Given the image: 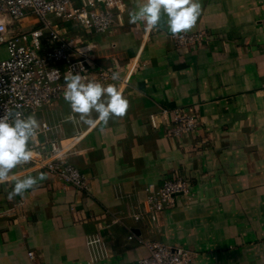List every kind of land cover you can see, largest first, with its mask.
<instances>
[{
  "label": "crops",
  "instance_id": "obj_1",
  "mask_svg": "<svg viewBox=\"0 0 264 264\" xmlns=\"http://www.w3.org/2000/svg\"><path fill=\"white\" fill-rule=\"evenodd\" d=\"M200 2L201 15L186 33L206 31L210 40L201 46L176 48L166 16L141 41L123 24L105 34L98 63L136 61L122 91L129 100L123 117L90 127L58 101L37 119L56 125L51 136L58 140L82 133L67 161L89 175V187L77 190L39 170L18 176L47 178L23 197H1L0 264H30L29 250L41 264H132L148 251L131 234L182 246L193 264H264V127L258 124L264 117V0ZM181 106L199 116L193 136L209 147L201 152L224 161L221 183H213V172L203 173L200 156L195 167L185 140L163 134L169 116L161 108ZM180 168L192 174V182L186 179L191 197L178 198L151 221L143 210L145 188ZM138 212L143 217L135 220ZM87 236L101 241L90 247Z\"/></svg>",
  "mask_w": 264,
  "mask_h": 264
},
{
  "label": "built area",
  "instance_id": "obj_2",
  "mask_svg": "<svg viewBox=\"0 0 264 264\" xmlns=\"http://www.w3.org/2000/svg\"><path fill=\"white\" fill-rule=\"evenodd\" d=\"M125 8L123 0H0V116L7 112L13 116L19 112L22 118L35 115L43 106L63 100L66 75L81 74L86 82L112 84L123 91L136 61L133 66L132 60L121 65V69L114 57L108 64L98 63L91 37L112 32L117 25H122ZM48 15L59 21L53 22ZM27 22L29 26L25 27L23 23ZM69 28L80 33L69 34ZM170 37L179 49L201 46L210 40L204 30ZM117 71L120 79L113 81L112 74ZM161 112L169 116L163 132L167 137L179 138L200 126L199 116L192 107L161 108ZM39 124L29 143L32 160L17 165L25 166L11 172L8 180L39 170L77 190H87L89 175L67 161L82 133L58 140L51 136L56 125L45 120ZM38 135L44 137L42 142L37 140ZM145 190L144 214L156 222L160 213L177 205L178 198L188 196L189 183L182 176L172 174L161 185L149 184ZM132 216L140 220L143 213ZM128 238H135L148 251L132 264H193L191 252L182 246L134 234ZM85 240L91 247L101 238L87 236ZM27 257L30 264H41L33 251H27Z\"/></svg>",
  "mask_w": 264,
  "mask_h": 264
},
{
  "label": "clouds",
  "instance_id": "obj_3",
  "mask_svg": "<svg viewBox=\"0 0 264 264\" xmlns=\"http://www.w3.org/2000/svg\"><path fill=\"white\" fill-rule=\"evenodd\" d=\"M200 0H143L129 13V23L144 22L146 31L158 30L162 17L166 16V25L172 35L191 30L201 15ZM90 47V46H89ZM112 80L120 79L119 72H113ZM66 90L64 99L71 106L72 112L79 114L80 120L92 127L102 122L107 124L112 117H123L129 108V100L118 86L103 85L97 81H85L81 74L64 77ZM98 114L97 119L91 114ZM40 124L35 115L21 117L19 112H7L0 116V183L8 180L17 165L32 160L31 139L36 135ZM47 175L27 176L17 179L8 199L23 197L28 189L45 180Z\"/></svg>",
  "mask_w": 264,
  "mask_h": 264
},
{
  "label": "rangeland",
  "instance_id": "obj_4",
  "mask_svg": "<svg viewBox=\"0 0 264 264\" xmlns=\"http://www.w3.org/2000/svg\"><path fill=\"white\" fill-rule=\"evenodd\" d=\"M126 2H127V11H126L127 16H126V19L123 22V27L122 28H126L127 30L131 31L130 35H131V37L135 38V41H138V40L141 41L142 40V36H143L144 32L146 31L144 22H138L137 24H130L129 23V13L136 8L137 3L140 2V1L139 0H126ZM48 16L53 20V22L59 21L52 15H48ZM23 25L25 27L29 26L28 22L27 23H23ZM75 31H76V33H80L78 29L75 30L74 28H69V34H73V33H75ZM105 34L106 33H101L100 36L99 35L98 36H93V40L95 42V49H94L95 55H99V52L101 51L100 46H101L102 43L105 42V39H104L105 36H106ZM168 37H169V35L168 36H164V38L170 39ZM60 101L63 104L66 103L64 99L60 100ZM42 113H43V115H41ZM48 113H49L48 112V106H43L42 108H40L36 112L35 117L37 119H40L42 116H45V118H46L47 115H49ZM251 119H252V117L250 116L248 118L247 122L251 123ZM39 123H40V121H39ZM258 124H259V126H263L264 127V117H263V120H260V122ZM204 129L206 130V128H204ZM252 133L254 134L253 135L254 138H257V133H255V131H253ZM263 134H264V132H263ZM193 135H194V132H191V133L185 134L183 137L181 136L180 138H176V139H179L178 141H183V140L186 141V147H187V149L185 148L186 151H187L186 153H193V152L195 153V155H196L195 167L198 168V158L200 156L202 158V160L204 161V164H203V167H202L203 173L207 174L208 171L213 172V174H215V175H213V176H215V179H214L213 183H215V182L221 183L224 178L222 177V175H220V173L224 172L225 171V167H226V165H224V163H222L224 161H222V162L221 161L219 162L218 160H217L218 162L216 160L215 161H213V160L209 161L208 152H201V150H204V149L208 150L209 149L208 141L207 140L206 141L199 140V138L194 137ZM229 137H236V136H229ZM191 140H193V141L197 140V141H200V143H198V142H193L192 143ZM195 167H193V168H195ZM15 169L16 168H14L12 170V172ZM215 170H216V173L214 172ZM178 171L179 172H177V173H178L179 176H182L184 179H188V180L191 178L190 181L192 182V179H193L192 178V174L188 175L187 173H185L186 171H183L181 168ZM196 177H198V176L196 175ZM17 179H20V178L17 177V178L11 179L9 181H6L4 183H0V200H1V197L5 196L6 193H9L13 189L14 183H15V181ZM201 179L208 180V177L206 175H204V176H201ZM190 181H189V183H190ZM189 188H191V184H190ZM189 192H190V190H189ZM190 194L191 193H189L188 196H186V198L189 199L191 197Z\"/></svg>",
  "mask_w": 264,
  "mask_h": 264
},
{
  "label": "trees",
  "instance_id": "obj_5",
  "mask_svg": "<svg viewBox=\"0 0 264 264\" xmlns=\"http://www.w3.org/2000/svg\"><path fill=\"white\" fill-rule=\"evenodd\" d=\"M126 16H127V14H126ZM123 18H124V20L126 19V17H125V15L123 14Z\"/></svg>",
  "mask_w": 264,
  "mask_h": 264
},
{
  "label": "bare ground",
  "instance_id": "obj_6",
  "mask_svg": "<svg viewBox=\"0 0 264 264\" xmlns=\"http://www.w3.org/2000/svg\"><path fill=\"white\" fill-rule=\"evenodd\" d=\"M132 63H133V60H132ZM133 66V65H132ZM122 68L121 64H120V69Z\"/></svg>",
  "mask_w": 264,
  "mask_h": 264
}]
</instances>
